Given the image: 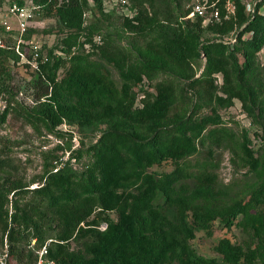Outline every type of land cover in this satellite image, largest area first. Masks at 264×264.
<instances>
[{"label": "rangeland", "instance_id": "374dc122", "mask_svg": "<svg viewBox=\"0 0 264 264\" xmlns=\"http://www.w3.org/2000/svg\"><path fill=\"white\" fill-rule=\"evenodd\" d=\"M17 1L0 0V35L4 37V47L0 49L7 51L0 53V192L7 199L8 220L16 202L27 209L30 226L26 232L33 230V223L48 231L56 230L53 215L44 201L37 198L35 190L65 160L75 171L76 179L93 165L95 157L90 148L112 121L92 118L86 123L85 118L92 117L104 105L131 104L133 109L139 108L149 98L144 90L153 94L154 83L164 82L174 90L170 116L164 123L169 128L185 117L189 121L217 115L220 121L204 125L196 138V150L191 154L143 168L139 178L129 179L125 189L133 193L146 186L147 176H152L158 186L167 182L166 188L156 192L152 211H145L139 217L138 228L149 242L160 243L164 235L169 242H177L185 239L178 231L184 223L192 229L193 236L188 243L197 254L214 257L218 264H235L217 249L222 240H227L241 250L239 263L264 264V46L243 76L238 67L229 64L223 71L226 74L209 72L189 91L186 83L192 77L191 70L173 64L148 45L164 35L166 20L163 14L157 13L162 6L157 0L158 7H147L150 16L157 13L153 24L138 29L128 28L123 21L124 16L131 15V8L137 7L134 0H126L125 5L105 0L101 8L88 0L90 6L80 25L57 18L55 9L48 12L45 6L32 0L33 15L20 43L24 59L14 50L17 20L9 11ZM23 1L30 3V0ZM191 2L167 0L176 15H182ZM213 37L204 30L200 33V42ZM104 45L122 52L129 64L146 69L151 75L150 78L145 75L150 85L146 89L143 85L131 86L129 97L125 96L122 87L128 83L112 62L100 56L98 46ZM32 46H38V58L42 61L46 57L54 63L55 57L59 58L54 71L55 96L58 102L68 103L74 109L52 129L50 122L42 117L46 99L35 98ZM12 50L18 56L16 60ZM243 60L240 56L239 64ZM205 61L196 60L193 64L198 68ZM82 78L89 80L87 88L81 83ZM239 92L246 98L250 95L246 105L236 95ZM250 107L252 113L248 110ZM113 122L123 121L116 117ZM245 135L254 152L255 166L244 149ZM257 192L261 202L253 197ZM238 201H250V205L230 227L216 218L203 228L192 216L197 209L219 211ZM109 215L116 218L115 211ZM151 225H156V230ZM3 237L0 234V245ZM83 242V239L71 240V249L83 250ZM16 245L24 251L31 249L28 240ZM12 259L13 264H23L16 254ZM160 264L180 263L169 250Z\"/></svg>", "mask_w": 264, "mask_h": 264}, {"label": "trees", "instance_id": "16d2710c", "mask_svg": "<svg viewBox=\"0 0 264 264\" xmlns=\"http://www.w3.org/2000/svg\"><path fill=\"white\" fill-rule=\"evenodd\" d=\"M33 1L45 6L48 12L55 9L57 18L73 25L82 23L83 15L90 6L88 0ZM103 1L105 0H93L99 8ZM134 1H137V9L131 8L132 15L123 17L124 25L130 29H138L142 25H152L153 17H156L157 13L164 15L166 25L163 38L148 45L173 64L191 70L192 77L186 83V89L189 91L202 81L204 75L209 72H223L229 64L238 67L240 75L243 76L251 67V60L264 46V15L255 13L250 17L246 11V0H237V10L231 18L219 23L208 21L206 25L202 24L200 17L184 19L189 7L182 15H176L167 0H157L161 7L155 4L156 0ZM17 2L19 5L26 4L23 0ZM261 4H264V0H258L257 5ZM29 5H34L32 0ZM217 5L222 11V0H217ZM153 6L158 7V12L150 16L147 7ZM244 23L246 25L242 31H252V36L246 40L237 39L233 47L216 41L215 36L204 43L200 42V33L204 30L213 35H224ZM98 47L100 56L112 62L122 79L128 83L122 87L125 96L129 97L131 86H145L146 89L150 85L145 75L149 78L151 75L146 69L129 64L120 51L110 50L106 45ZM2 52L7 51L0 49V53ZM202 54L206 61L200 75L195 77L202 65L196 68L193 61L201 60ZM11 55L15 60L18 58L13 50ZM240 56L244 57L242 64H239ZM46 61H37L38 69L34 72L33 87L35 98L46 99L42 104V117L50 122L49 127L52 129L62 123L64 118L69 117L74 109L68 103L58 102L55 96L54 71L59 58L55 57L54 63L49 59ZM80 81L85 88L89 86L88 79L82 78ZM153 88V94L144 90L149 98L139 108L133 109L131 104L104 105L95 110L92 117H86V123H90L92 118L112 121L90 148L95 157L93 165L81 172V176L76 179L75 171L65 160L59 168L47 174L46 182L42 186L36 188L37 198L41 202L44 201L45 207L56 221V230L48 231L38 223H33V230L26 232L30 226L27 209L19 207L16 202L13 203L14 212L8 220L5 208L7 199L0 192V234L1 238L6 234L12 256L16 254L23 264H33L34 251H27L26 248L24 251L16 243L28 240L29 244L30 240L35 238L36 247L43 245L47 239H52L48 243L47 254L55 264H160L169 250L175 253L180 264H218L214 257H205L194 251L188 243V239L193 236L192 229L184 223L179 225L178 231L183 233L185 239L177 242H169L165 235L160 243L152 240L153 243L149 242L147 236L138 228L139 217L145 211H152L156 192L160 188H166L167 182L158 186L152 176H147L146 186L133 193L125 189L129 179L139 178L143 168L160 164L167 159L178 160L191 154L196 150V138L200 136L204 125L220 121L217 115L200 116L197 120L189 121L185 117L169 128L164 123L170 116L174 90L164 82L154 83ZM236 95L244 105L250 100V95L247 98L240 92ZM248 110L253 112L252 107ZM116 117L120 118L123 124L114 123ZM171 129L173 132L170 134ZM244 149L252 160L251 165L255 166L254 152L249 147L247 135ZM253 197L257 199L256 202L262 201L260 192ZM249 205L250 201H238L219 211L197 209L193 211L192 216L203 228L207 222L216 218L230 227L238 215L246 212ZM111 211L116 212V218L109 215ZM102 223L106 224L104 229L100 228ZM150 227L156 230L157 226ZM73 239H83L84 249H71ZM217 249L227 259L234 260L235 264H243L238 262L242 256L241 250L227 240H222Z\"/></svg>", "mask_w": 264, "mask_h": 264}, {"label": "built area", "instance_id": "2783aa9c", "mask_svg": "<svg viewBox=\"0 0 264 264\" xmlns=\"http://www.w3.org/2000/svg\"><path fill=\"white\" fill-rule=\"evenodd\" d=\"M118 4L125 5L126 0H113ZM258 0H249L246 1V11L249 13L250 17H253L255 13L264 15V4L257 5ZM33 5L28 4H15L13 3L9 11L16 17L17 20V31L16 36V46L14 47L15 52L24 59V53L22 49L20 50V43L22 42V37L27 28V23L33 15ZM237 10V0H222V11L217 5V0H192L189 6V12L184 16V19H193L194 17H200L202 19V24L206 25L208 21L221 22L222 20H227L235 15ZM132 15V14H131ZM129 14V16H131ZM246 23L242 24L239 27H236L232 31L224 35L214 34L216 41L222 42L224 44L233 47V44L240 40H246L252 36V31H242ZM241 31V33H240ZM3 35H0V47H4ZM33 43V42H32ZM31 59L34 63L31 65L38 69V62L40 60L38 46H32ZM202 59L205 60V56L202 54ZM47 58L43 59L45 62ZM29 62V60H27ZM42 61V60H40ZM204 63L198 69L196 77L200 75L203 70ZM106 227L105 223L100 224V228L104 229ZM52 239L47 240L40 247H36V239L32 238L29 243V247L34 251L35 260L33 264H55V262L48 257L47 246ZM0 264H13L12 255L10 253V245L7 239L6 234L3 237V240L0 245Z\"/></svg>", "mask_w": 264, "mask_h": 264}]
</instances>
